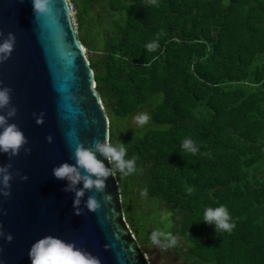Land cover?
Listing matches in <instances>:
<instances>
[{
  "label": "trees",
  "instance_id": "1",
  "mask_svg": "<svg viewBox=\"0 0 264 264\" xmlns=\"http://www.w3.org/2000/svg\"><path fill=\"white\" fill-rule=\"evenodd\" d=\"M70 1L110 138L136 158L116 175L141 245L170 231L185 264H264V0ZM220 205L230 233L203 222Z\"/></svg>",
  "mask_w": 264,
  "mask_h": 264
},
{
  "label": "water",
  "instance_id": "2",
  "mask_svg": "<svg viewBox=\"0 0 264 264\" xmlns=\"http://www.w3.org/2000/svg\"><path fill=\"white\" fill-rule=\"evenodd\" d=\"M50 5L49 16L34 14L32 0H0V43L9 33L15 36L11 55L0 61V88L11 89L17 111L9 122L28 141L19 155L0 153V165L11 163L13 174L11 195H0V264H30L31 245L46 235L74 242L101 264H152L126 218L117 175L106 182L110 201L102 193L86 192L83 212L75 215L74 193L64 191L67 181L52 174L62 162L74 163L77 142L90 146L111 137V129L94 69L78 37L72 3L50 0ZM41 113L44 122L37 124ZM49 135L52 142L46 139ZM26 148L31 151L26 153ZM25 175L28 179L22 180ZM89 195L101 203L95 212L85 207Z\"/></svg>",
  "mask_w": 264,
  "mask_h": 264
},
{
  "label": "clouds",
  "instance_id": "3",
  "mask_svg": "<svg viewBox=\"0 0 264 264\" xmlns=\"http://www.w3.org/2000/svg\"><path fill=\"white\" fill-rule=\"evenodd\" d=\"M150 4H156V0H149ZM34 14H52L50 0H32ZM159 35V34H158ZM15 36L12 33L0 43V61L8 59L14 49ZM149 51H155L158 47L156 42H150L146 45ZM147 66V65H145ZM11 89L7 87L0 88V153H6L9 157L19 155L20 150L28 143L24 132L15 123H10L11 117L16 115L17 109L11 105ZM6 114L4 113V110ZM150 119L147 113H141L135 117V122L139 126L145 125ZM44 122V114L36 117V123ZM48 142H52L53 137H46ZM182 148L186 152L195 154L198 149L192 139H184ZM30 152L31 149H24ZM127 149L123 142L113 143L109 136L104 140H94L90 146H85L83 142H77L72 152L74 163L67 161L55 166L52 170L53 176L57 180L67 181L64 188L66 192L74 193L73 209L75 215H81L83 209L80 207L81 201L86 192L102 193L105 202L110 201V194L105 192L108 178L114 177L117 172L122 176H129L137 171L136 158H126ZM100 157H103L101 159ZM104 160L108 161L111 167L106 166ZM11 163L0 165V195L8 197L11 195V180L13 174L10 171ZM22 180L28 177L22 176ZM82 184V187L79 185ZM147 190H143L141 195H146ZM85 207L95 212L101 207L100 201L95 195H89L84 201ZM171 213L162 214L161 222H167L166 227L171 228L172 223L169 219ZM203 222L214 225L215 232H231L235 224L231 221V216L224 205L212 208L208 207L204 211ZM4 233L0 230V236ZM6 239L11 242L13 236L7 234ZM150 241L153 245L162 251L174 247L178 243L177 237L170 231L154 230L150 235ZM107 247V245L105 246ZM30 264H101V260L75 246L74 242H67L53 235L43 236L33 242L29 249Z\"/></svg>",
  "mask_w": 264,
  "mask_h": 264
},
{
  "label": "rangeland",
  "instance_id": "4",
  "mask_svg": "<svg viewBox=\"0 0 264 264\" xmlns=\"http://www.w3.org/2000/svg\"><path fill=\"white\" fill-rule=\"evenodd\" d=\"M72 14H74V9H72ZM141 113L148 114V108H144L142 111L137 113L133 118H131L128 125L131 127L139 126L135 122V117ZM142 247L144 251L147 253L152 264H185L181 259L180 255L177 252H175L172 248H168L167 250L162 251L153 244H145L142 245Z\"/></svg>",
  "mask_w": 264,
  "mask_h": 264
},
{
  "label": "built area",
  "instance_id": "5",
  "mask_svg": "<svg viewBox=\"0 0 264 264\" xmlns=\"http://www.w3.org/2000/svg\"><path fill=\"white\" fill-rule=\"evenodd\" d=\"M72 9H73V6H72ZM73 19H74V22H75L76 20H75L74 14H73Z\"/></svg>",
  "mask_w": 264,
  "mask_h": 264
}]
</instances>
